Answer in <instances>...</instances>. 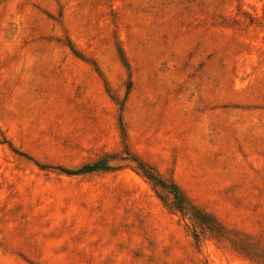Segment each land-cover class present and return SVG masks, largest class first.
Here are the masks:
<instances>
[{
    "label": "rangeland",
    "instance_id": "obj_1",
    "mask_svg": "<svg viewBox=\"0 0 264 264\" xmlns=\"http://www.w3.org/2000/svg\"><path fill=\"white\" fill-rule=\"evenodd\" d=\"M4 67L82 84L0 90V264H264V0H0Z\"/></svg>",
    "mask_w": 264,
    "mask_h": 264
},
{
    "label": "crops",
    "instance_id": "obj_2",
    "mask_svg": "<svg viewBox=\"0 0 264 264\" xmlns=\"http://www.w3.org/2000/svg\"><path fill=\"white\" fill-rule=\"evenodd\" d=\"M71 77V76H70ZM78 78V76H72ZM57 80L54 82L42 79L40 69L2 68L0 71V90L3 109L7 115L20 119L24 115L25 105L29 101V95L47 86L76 87L82 84L79 79Z\"/></svg>",
    "mask_w": 264,
    "mask_h": 264
},
{
    "label": "trees",
    "instance_id": "obj_3",
    "mask_svg": "<svg viewBox=\"0 0 264 264\" xmlns=\"http://www.w3.org/2000/svg\"><path fill=\"white\" fill-rule=\"evenodd\" d=\"M104 168H101L99 166V164H90V165H86L82 168H80L79 170L76 171H63L64 173L68 174V175H82V174H89L92 172H95L97 170H103ZM151 172H149L148 170H143L144 175L146 176V178H148L149 180L152 181H157V175L153 172V170L150 169ZM177 200L180 201L179 198H177Z\"/></svg>",
    "mask_w": 264,
    "mask_h": 264
}]
</instances>
